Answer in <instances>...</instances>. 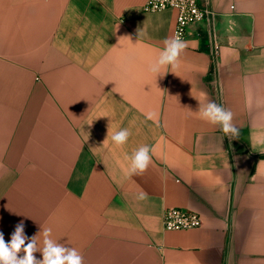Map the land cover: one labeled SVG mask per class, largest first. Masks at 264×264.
<instances>
[{"label": "crops", "instance_id": "1", "mask_svg": "<svg viewBox=\"0 0 264 264\" xmlns=\"http://www.w3.org/2000/svg\"><path fill=\"white\" fill-rule=\"evenodd\" d=\"M146 1L0 0V232L43 247L51 228L84 264H264V0H198L211 15L162 77L178 12ZM208 100L238 136L199 117ZM167 208L203 224L166 231Z\"/></svg>", "mask_w": 264, "mask_h": 264}, {"label": "clouds", "instance_id": "2", "mask_svg": "<svg viewBox=\"0 0 264 264\" xmlns=\"http://www.w3.org/2000/svg\"><path fill=\"white\" fill-rule=\"evenodd\" d=\"M187 47V43L179 35L170 37L164 41V47L160 50L158 57L149 65L148 71L157 77L164 76L167 69H176L180 65V57ZM246 92L249 91L245 86ZM199 117L212 124L219 125L222 132L234 138L238 136L239 130L233 124V112L225 109L214 101H206L200 104ZM130 132L121 129L115 132L111 139L117 146L127 143ZM151 149L144 145L136 149L128 158L130 161L129 175L143 174L152 162ZM145 193H139L143 199ZM43 247H40L36 236L28 238L24 233L23 223L17 224L11 235L10 242H6L4 235L0 232V264H84L83 255L73 247L58 243L52 238V229H43ZM26 241H28L26 243ZM42 253V259H37L35 252ZM23 252L21 256L20 253Z\"/></svg>", "mask_w": 264, "mask_h": 264}, {"label": "built area", "instance_id": "3", "mask_svg": "<svg viewBox=\"0 0 264 264\" xmlns=\"http://www.w3.org/2000/svg\"><path fill=\"white\" fill-rule=\"evenodd\" d=\"M171 8L178 12L174 36L179 35L182 40L187 37L191 25L200 23L211 15L198 0H147L142 10L157 13ZM162 222L166 231L198 229L203 224L200 215L180 208H167L163 213Z\"/></svg>", "mask_w": 264, "mask_h": 264}]
</instances>
